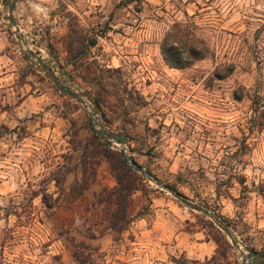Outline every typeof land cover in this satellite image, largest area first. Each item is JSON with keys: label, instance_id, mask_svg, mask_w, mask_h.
<instances>
[{"label": "rangeland", "instance_id": "1", "mask_svg": "<svg viewBox=\"0 0 264 264\" xmlns=\"http://www.w3.org/2000/svg\"><path fill=\"white\" fill-rule=\"evenodd\" d=\"M10 1L0 0V264H260L264 0H17L16 27ZM176 22L208 47L184 69L159 48ZM16 28L62 83L96 99V130L218 217L247 258L208 216L128 178L119 145L91 125L93 105L58 89Z\"/></svg>", "mask_w": 264, "mask_h": 264}, {"label": "trees", "instance_id": "2", "mask_svg": "<svg viewBox=\"0 0 264 264\" xmlns=\"http://www.w3.org/2000/svg\"><path fill=\"white\" fill-rule=\"evenodd\" d=\"M195 27L192 23L182 24L180 22L174 23L172 29L165 33L163 36L159 48L163 61L171 68L184 69L191 66L195 61L204 59L208 54V47L203 39L199 38L193 32ZM94 44V40L90 45ZM28 56L27 54H25ZM232 72V68L228 71V74ZM221 79L226 75H216ZM96 101V99H94ZM105 144H109V141L103 137H100ZM120 164L125 171L128 178L134 177L136 174L133 169L125 164L123 160H119ZM133 181V179H132ZM134 187H132L133 189ZM125 212V206L122 207ZM113 220V221H112ZM114 218L111 219V228L113 230H123L124 226H116ZM251 254L255 261L260 264H264V252L251 249Z\"/></svg>", "mask_w": 264, "mask_h": 264}, {"label": "water", "instance_id": "3", "mask_svg": "<svg viewBox=\"0 0 264 264\" xmlns=\"http://www.w3.org/2000/svg\"><path fill=\"white\" fill-rule=\"evenodd\" d=\"M16 2H17V0H11L9 3V6H8V19L15 27H16V21L14 20V17H13V10H14ZM14 35H15L16 39L21 43L20 45L23 47V51L28 53L30 56L34 57L37 60V62L41 65L42 69L45 71L47 76L52 80V82L54 83V85L58 89L67 92L69 95H71L72 97H74L78 100H83V98H85V99H87V101H89L93 105L94 111H93L92 115H90V120H91L93 115H95L97 112V104L94 101V99L82 91H73L69 84L62 83L59 80V78L54 74V71L47 65V63H45L41 57H39L37 54H35L33 51H31L27 47V43L25 41H23L22 37L19 35L17 28L15 29ZM91 125H92V127H94L92 120H91ZM99 127L102 128L101 126H99ZM94 129H95V127H94ZM96 132L99 135L105 136L106 138L112 140L113 142H115L116 144L119 145L120 157L122 158L123 162L125 164H127L128 166H130L134 171L140 173L141 175L146 177L148 180L152 181L160 189H163V190L167 191L168 193H170L173 197H175L178 201H180L184 205L188 206L189 208H191L193 210L199 211V212L203 213L204 215L208 216L210 219H212L213 222L225 233V235L228 237V239L231 241V243L238 250H240L242 256L244 258H247V256L245 254H243L241 251V245L239 244V241L235 238V236L229 231V229L221 222V220L218 217H216L209 210H207V209L197 205L196 203L190 201L184 195H182L181 193H179L178 191H176L172 187H170L168 185H164V184L160 183L159 181L153 179L147 170H145L140 165H138L132 158H130L126 154L125 149H124L120 139L114 137L113 135H111L110 133H108L104 130H96Z\"/></svg>", "mask_w": 264, "mask_h": 264}]
</instances>
